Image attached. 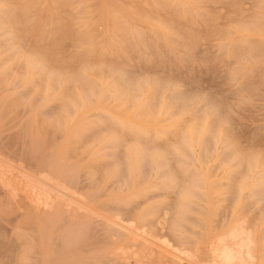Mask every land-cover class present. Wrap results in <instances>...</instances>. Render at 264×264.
<instances>
[{
  "label": "rangeland",
  "instance_id": "rangeland-1",
  "mask_svg": "<svg viewBox=\"0 0 264 264\" xmlns=\"http://www.w3.org/2000/svg\"><path fill=\"white\" fill-rule=\"evenodd\" d=\"M0 173V264H264V0H0Z\"/></svg>",
  "mask_w": 264,
  "mask_h": 264
},
{
  "label": "bare ground",
  "instance_id": "bare-ground-1",
  "mask_svg": "<svg viewBox=\"0 0 264 264\" xmlns=\"http://www.w3.org/2000/svg\"><path fill=\"white\" fill-rule=\"evenodd\" d=\"M4 167H5V166H4ZM1 173H2V172H1ZM1 173H0V175H1ZM23 173H24V172H23ZM5 174H6V173H5ZM14 175H15V174H14ZM1 176H3V175H1ZM6 176H7V174H6ZM15 176H17V175H15ZM24 176H25V175H23V177H24ZM32 176H33V175H32ZM11 177H12V176H11ZM3 178H4V177H3ZM5 178H6V177H5ZM5 178H4V180H5ZM14 178H15V177H14ZM18 178H19V177H18ZM20 178H21V176H20ZM30 178H31V177H30ZM15 179H17V178H15ZM15 179H14V180H15ZM25 179H26V178H25ZM36 179H38V178H36ZM46 179H47V178H46ZM0 180H2V179L0 178ZM18 180H19V179H18ZM31 180H32V179H31ZM31 180H30V181H31ZM33 180H34V179H33ZM40 180H41V179H40ZM15 181H17V180H15ZM19 181H20V180H19ZM19 181H18V182H19ZM25 181H26V180H25ZM4 182H5V181H4ZM18 182H17V183H18ZM39 182H40V181H39ZM23 183H24V182H23ZM33 183H34V182H33ZM33 183H32V184H33ZM35 183H36V181H35ZM40 183H41V182H40ZM40 183H39V185L36 183L37 186H39V188H41V186H43V185H40ZM49 183H50V182H49ZM28 184H29V183H28ZM32 184H31V186H32ZM43 184H44V183H43ZM24 185H25V183H24ZM49 185H50V184H49ZM51 185H53V184H51ZM33 186H34V184H33ZM43 187H45V186H43ZM43 187H42V188H43ZM27 188H28V187H27ZM32 188H33V187H32ZM52 188H53V187H52ZM30 190H31V189H30ZM37 190H39V192H40V189H37ZM42 190H43V189H42ZM51 190H52V189H51ZM46 191H47V187H46ZM42 192H43V191H42ZM43 193H44V192H43ZM45 193H46V192H45ZM47 193H48V192H47ZM48 194H50V193H48ZM37 195H38V194H37ZM41 195H42V193H41ZM43 196H44V195H43ZM48 196H49V195H48ZM52 196H53V195H52ZM36 197H37V196H36ZM50 197H51V196H50ZM50 197H48V200H49V201H50V199H51ZM49 198H50V199H49ZM51 200H52V199H51ZM216 250H217V249H216ZM228 250H229V248H228ZM219 251H221V250H219ZM226 253H227V252H226ZM226 253H225V254L223 255V257H222V259H223L222 262L227 263V264H230V261L232 262V260H233L234 257H233L232 255H231V256L229 255V256L231 257V258H230L229 256L226 255ZM215 254L217 255L218 253H214V255H215ZM227 254H228V253H227ZM241 257H242V256H241ZM215 258H216V257H215ZM243 258H244V257H243ZM222 259H221V260H222ZM240 259H242V258H240ZM216 260H217V259H216ZM235 261H236V260H235ZM241 261H242V260H241ZM233 262H234V260H233ZM243 262H244V261H243ZM221 264H222V263H221ZM232 264H233V263H232ZM236 264H237V263H236ZM241 264H242V263H241Z\"/></svg>",
  "mask_w": 264,
  "mask_h": 264
}]
</instances>
